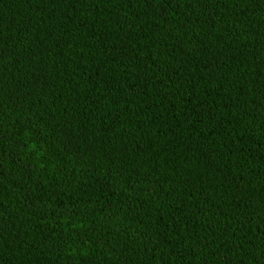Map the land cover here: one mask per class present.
Instances as JSON below:
<instances>
[{
	"label": "trees",
	"instance_id": "1",
	"mask_svg": "<svg viewBox=\"0 0 264 264\" xmlns=\"http://www.w3.org/2000/svg\"><path fill=\"white\" fill-rule=\"evenodd\" d=\"M0 264H264V0H0Z\"/></svg>",
	"mask_w": 264,
	"mask_h": 264
}]
</instances>
